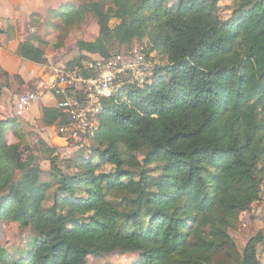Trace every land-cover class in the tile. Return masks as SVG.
Segmentation results:
<instances>
[{"label":"trees","instance_id":"16d2710c","mask_svg":"<svg viewBox=\"0 0 264 264\" xmlns=\"http://www.w3.org/2000/svg\"><path fill=\"white\" fill-rule=\"evenodd\" d=\"M218 1L125 0L132 18L121 17L114 28L107 19L117 9L95 4L99 36L79 41L80 52L101 54L113 40L125 44L147 34L164 63L154 64L151 84L126 83L103 100L99 127L87 138L98 162L79 158L64 171L55 148L39 139L52 167L49 180L32 154L21 158L20 143L6 141L16 119L0 120V221L33 232L23 257L0 245V264H88V256L111 253L136 255L132 264H211L218 248L235 254L228 226L261 193L264 0H231L226 20ZM65 9L51 10L52 17L72 23L89 11ZM19 53L48 62L30 36ZM59 115L44 107L43 123L51 126ZM263 242L261 232L251 237L237 264H263L257 255Z\"/></svg>","mask_w":264,"mask_h":264},{"label":"rangeland","instance_id":"374dc122","mask_svg":"<svg viewBox=\"0 0 264 264\" xmlns=\"http://www.w3.org/2000/svg\"><path fill=\"white\" fill-rule=\"evenodd\" d=\"M65 4L72 8H80L86 5L89 11L85 16L72 23H66L61 16L48 17L44 16L42 21L35 27L33 33L36 34L35 39L39 40L44 46L46 56L50 62H47V72L56 75L62 67L79 65L83 66L93 57L109 56L114 53L122 52L133 45H141L145 51H149L153 55V60L158 65L164 63L165 56L162 49L156 48L152 37L145 34L143 37L133 38L129 43L122 44L116 40L107 44L105 51L101 54H90L80 52L77 46L79 41H94L99 36V9L95 4L102 6H112L117 9L118 14L108 16L107 22L111 28L116 27L121 21V17L130 21L132 18L131 9L125 3V0H58L56 12L66 11ZM94 5V6H92ZM232 7L231 0L218 1V14L222 20L230 17ZM54 14V12H52ZM50 63V64H49ZM20 83V82H19ZM18 85V89L12 91V95H19L24 92L33 91L41 92L34 85L29 84L26 87ZM46 89L43 88L44 92ZM14 92V93H13ZM5 104L13 108L11 98H7ZM17 120L15 129H9L5 132L6 141L9 144L20 143L21 158L27 159L28 155L34 156V163L42 170V180L50 179V171L52 169L49 159L42 158V154L38 151L37 144L39 139H43L41 134H47L41 121L22 122L21 117L14 116ZM20 118V119H17ZM47 129V128H46ZM20 131L22 138H18L15 131ZM55 131V130H54ZM18 133V132H17ZM55 137V136H54ZM52 142L47 138L44 140L49 146L55 148L57 157V165L64 171H71L72 166L79 158L99 160V155L92 154L89 151V142L84 140L83 145L72 143L70 140L58 139ZM31 155V156H32ZM154 167V166H153ZM261 171V193L258 200L252 202L248 209L243 211L228 226V234L233 241L236 251L235 254L227 255L225 250L229 247L216 249L215 256L212 258L211 264H237L238 258L242 255L246 242L258 232L264 236V159L259 165ZM101 170L112 169L110 165H103ZM52 202V192L46 201V205ZM204 232H208V224L203 227ZM33 232L30 228H20L18 223L7 220L0 221V245L6 253H10L15 257H23L33 243ZM257 255L259 260L264 264V242L257 246ZM136 259L134 254H118L111 253L100 256H88V264H132Z\"/></svg>","mask_w":264,"mask_h":264},{"label":"built area","instance_id":"2783aa9c","mask_svg":"<svg viewBox=\"0 0 264 264\" xmlns=\"http://www.w3.org/2000/svg\"><path fill=\"white\" fill-rule=\"evenodd\" d=\"M154 64L152 55H147L144 47L133 45L109 56L93 57L82 67L76 64L62 67L50 87L58 97L56 108L66 115L55 127L57 135L74 144L92 136L99 127L103 100L117 94L126 83L151 84ZM38 99L37 92L19 94L15 116L22 117Z\"/></svg>","mask_w":264,"mask_h":264},{"label":"crops","instance_id":"0c3cea01","mask_svg":"<svg viewBox=\"0 0 264 264\" xmlns=\"http://www.w3.org/2000/svg\"><path fill=\"white\" fill-rule=\"evenodd\" d=\"M57 1L0 0V120L15 116L18 95L13 96L11 92L18 89L19 84L22 87L34 84L41 91L38 92L39 99L31 104L21 120L25 123L41 121L45 131H48L46 135L41 134V137L52 142H57L55 137L61 139L54 130L66 118V115L60 114L55 124L47 126L43 123V108L56 107L58 100L50 89L56 75L47 72L46 64L39 65L23 59L19 53V45L28 36L35 39L33 30L39 23L37 20L41 22L44 16L51 17V10L57 9ZM47 61L50 62L48 57ZM45 87L47 90L43 92ZM7 98H11L13 108L5 104Z\"/></svg>","mask_w":264,"mask_h":264}]
</instances>
